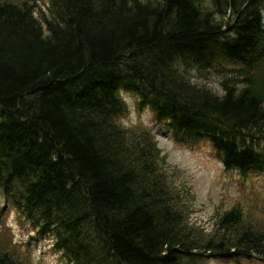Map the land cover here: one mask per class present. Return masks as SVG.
Returning <instances> with one entry per match:
<instances>
[{"label": "trees", "instance_id": "1", "mask_svg": "<svg viewBox=\"0 0 264 264\" xmlns=\"http://www.w3.org/2000/svg\"><path fill=\"white\" fill-rule=\"evenodd\" d=\"M263 12L264 0H49L48 13L0 0L3 210L35 231L25 252L4 221L0 264H35L46 239L66 264L264 263ZM211 78L220 92L196 81ZM123 93L239 175L241 198L210 232L189 224L192 193L153 130L123 125Z\"/></svg>", "mask_w": 264, "mask_h": 264}, {"label": "rangeland", "instance_id": "2", "mask_svg": "<svg viewBox=\"0 0 264 264\" xmlns=\"http://www.w3.org/2000/svg\"><path fill=\"white\" fill-rule=\"evenodd\" d=\"M22 1V0H11ZM38 8L48 13L49 0H36ZM36 15L40 18L39 12ZM264 21V12H263ZM199 84H204L215 92L221 91L219 79L196 80ZM129 112L122 119L128 121V126L142 122L150 127L156 137L157 144L162 153L166 156V162L172 169L182 171L181 181L190 188L192 201L190 203V214L188 222L205 229L206 233L215 228L216 212L229 208L235 199L241 198V179L236 172H226L222 164L212 152L208 143L203 142L199 146L189 147L176 143L164 129H160L154 122L151 112L144 108L142 111L136 106V98L123 93ZM124 125V124H123ZM261 181L256 185L259 191L264 193V173ZM243 186V185H242ZM249 187L248 183L246 184ZM238 190H240L238 192ZM243 199V198H242ZM5 199L0 190V226L6 223L5 241L21 246L23 251H28L29 238L34 236L35 231L30 229V224L19 218L18 212L12 210L8 214L3 210ZM54 239H46L33 244V260L40 264H66L62 260V255L53 250ZM207 264H264L257 258L250 260L220 262L209 260Z\"/></svg>", "mask_w": 264, "mask_h": 264}, {"label": "clouds", "instance_id": "3", "mask_svg": "<svg viewBox=\"0 0 264 264\" xmlns=\"http://www.w3.org/2000/svg\"><path fill=\"white\" fill-rule=\"evenodd\" d=\"M122 123L124 124L125 127L128 126V121L127 120H122Z\"/></svg>", "mask_w": 264, "mask_h": 264}]
</instances>
